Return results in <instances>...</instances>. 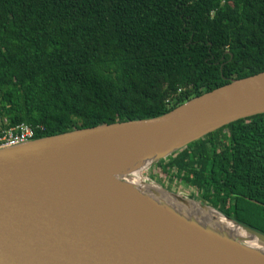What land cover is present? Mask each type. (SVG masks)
Instances as JSON below:
<instances>
[{
  "label": "trees",
  "instance_id": "1",
  "mask_svg": "<svg viewBox=\"0 0 264 264\" xmlns=\"http://www.w3.org/2000/svg\"><path fill=\"white\" fill-rule=\"evenodd\" d=\"M262 72L264 0H0V132L151 119ZM154 167L264 234V114Z\"/></svg>",
  "mask_w": 264,
  "mask_h": 264
},
{
  "label": "water",
  "instance_id": "2",
  "mask_svg": "<svg viewBox=\"0 0 264 264\" xmlns=\"http://www.w3.org/2000/svg\"><path fill=\"white\" fill-rule=\"evenodd\" d=\"M260 114L264 72L231 80L155 118L102 124L1 149L0 264H264L262 255L235 251L198 233L196 222L184 224L185 205L212 210L263 244L264 234L192 193L180 195L140 175L207 134ZM139 152L158 155L140 170L139 156L123 168L126 157ZM114 160L122 162L113 180L137 179L167 197L145 195L152 206L138 193L110 184L107 173ZM239 245L248 249L243 241Z\"/></svg>",
  "mask_w": 264,
  "mask_h": 264
},
{
  "label": "bare ground",
  "instance_id": "3",
  "mask_svg": "<svg viewBox=\"0 0 264 264\" xmlns=\"http://www.w3.org/2000/svg\"><path fill=\"white\" fill-rule=\"evenodd\" d=\"M143 154L145 153L139 152L127 156L126 159L128 158L129 159L128 162L122 163L123 168L131 162L132 157L136 158V156H139L140 166L138 170H140L144 168L147 164H149L150 161L158 155L157 152H152L150 153V155H146V156H144ZM119 162L122 161L116 162L114 160L113 163L110 165L112 166L113 171L111 170L112 168L108 169L109 173H107V177L109 179L110 184H112L111 182H113L124 192L129 191L131 192V194L138 193L137 196L141 197L143 200L147 201L152 206L155 205L152 204L148 198H145L144 197L145 195H155L158 198H160L158 196V194H160L162 198L167 197L165 194L163 193L161 194V192H159V190H156L155 188L143 186L141 182L137 179H134L132 183L127 181V183H122V184L118 183L115 179L113 180V177L111 176L112 173H115V171H117L118 174L121 173V171H119L118 169V166L120 165ZM139 193L141 195H139ZM177 210L180 212L179 209ZM183 214H185V219H183V223L186 224L187 226H192L191 222H196L195 228L197 229L198 233L200 234L206 233L210 235V237L213 240L217 241L219 244L228 247L230 249H233L235 251L248 253L250 255H254V253H257L264 257V246H263L264 244L259 238H257L255 235H250L242 228L238 227L232 222L225 220L223 217L219 216L212 210L203 209L196 204L190 203L185 205ZM215 216H218L219 218L215 219ZM239 241H243L246 244H248L247 247L248 249L246 250L242 249L239 245Z\"/></svg>",
  "mask_w": 264,
  "mask_h": 264
},
{
  "label": "built area",
  "instance_id": "4",
  "mask_svg": "<svg viewBox=\"0 0 264 264\" xmlns=\"http://www.w3.org/2000/svg\"><path fill=\"white\" fill-rule=\"evenodd\" d=\"M34 136L35 130L26 124L3 130L0 132V150L33 140Z\"/></svg>",
  "mask_w": 264,
  "mask_h": 264
},
{
  "label": "rangeland",
  "instance_id": "5",
  "mask_svg": "<svg viewBox=\"0 0 264 264\" xmlns=\"http://www.w3.org/2000/svg\"><path fill=\"white\" fill-rule=\"evenodd\" d=\"M156 165H153L150 168L146 169L145 171L141 172L140 175L145 179H151L154 181L155 177H157L158 173L160 172L158 168L155 169L154 166H156ZM166 182H168V179L166 180ZM174 190H176L180 195H183V196H189L190 195L189 190L184 186L178 187L176 184H174Z\"/></svg>",
  "mask_w": 264,
  "mask_h": 264
},
{
  "label": "flooded vegetation",
  "instance_id": "6",
  "mask_svg": "<svg viewBox=\"0 0 264 264\" xmlns=\"http://www.w3.org/2000/svg\"><path fill=\"white\" fill-rule=\"evenodd\" d=\"M164 186H165V188L166 189H168V190H172V191H174V192H177L176 190H174V183L172 184V183H170V182H164ZM178 187L179 186H184V185H177ZM185 187V186H184ZM188 190H189V192L190 193H192L193 194V196L194 197H196V198H201V196H202V192H197V190L196 189H194V188H192V187H186ZM196 190V191H195ZM195 191V192H194Z\"/></svg>",
  "mask_w": 264,
  "mask_h": 264
}]
</instances>
